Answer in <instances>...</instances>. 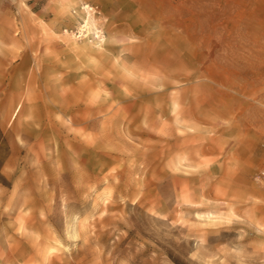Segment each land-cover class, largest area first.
Wrapping results in <instances>:
<instances>
[{
	"label": "rangeland",
	"instance_id": "374dc122",
	"mask_svg": "<svg viewBox=\"0 0 264 264\" xmlns=\"http://www.w3.org/2000/svg\"><path fill=\"white\" fill-rule=\"evenodd\" d=\"M263 171L264 0H0V264H264Z\"/></svg>",
	"mask_w": 264,
	"mask_h": 264
},
{
	"label": "built area",
	"instance_id": "2783aa9c",
	"mask_svg": "<svg viewBox=\"0 0 264 264\" xmlns=\"http://www.w3.org/2000/svg\"><path fill=\"white\" fill-rule=\"evenodd\" d=\"M259 179L264 182V171L260 173V175L258 176Z\"/></svg>",
	"mask_w": 264,
	"mask_h": 264
},
{
	"label": "bare ground",
	"instance_id": "6f19581e",
	"mask_svg": "<svg viewBox=\"0 0 264 264\" xmlns=\"http://www.w3.org/2000/svg\"><path fill=\"white\" fill-rule=\"evenodd\" d=\"M84 8L87 9V7H84ZM84 22H85V26H88V23H89V22H88V18L85 19Z\"/></svg>",
	"mask_w": 264,
	"mask_h": 264
},
{
	"label": "crops",
	"instance_id": "0c3cea01",
	"mask_svg": "<svg viewBox=\"0 0 264 264\" xmlns=\"http://www.w3.org/2000/svg\"><path fill=\"white\" fill-rule=\"evenodd\" d=\"M18 106H17V108L15 109V111H14V113H13V116H15L16 114H17V112H18Z\"/></svg>",
	"mask_w": 264,
	"mask_h": 264
}]
</instances>
